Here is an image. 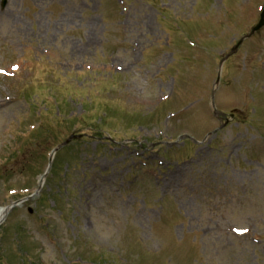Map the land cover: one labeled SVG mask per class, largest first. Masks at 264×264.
<instances>
[{"label": "rangeland", "instance_id": "obj_1", "mask_svg": "<svg viewBox=\"0 0 264 264\" xmlns=\"http://www.w3.org/2000/svg\"><path fill=\"white\" fill-rule=\"evenodd\" d=\"M263 7L0 0V264H264Z\"/></svg>", "mask_w": 264, "mask_h": 264}, {"label": "bare ground", "instance_id": "obj_2", "mask_svg": "<svg viewBox=\"0 0 264 264\" xmlns=\"http://www.w3.org/2000/svg\"><path fill=\"white\" fill-rule=\"evenodd\" d=\"M41 18H42V16L38 15L36 19H41ZM0 20H4L6 22H12L13 26H20V28H18V30H17L16 35L28 37L29 33L26 30V28L22 24H20V19H19V16L17 14H0ZM10 38H11V40H9V38H4L5 42H9L10 46L14 50H16V51L20 50V44L15 42L17 40H14L13 37H10ZM23 45H26V44L24 43ZM34 45H35V48L38 51H40L44 47H46L48 45V43L47 42L40 43V42L36 41V42H34ZM11 101H12L11 97H9V96L3 97L2 99H0V108L6 106V104H8ZM173 182H174L173 178L169 179V181L166 183V186H167L166 188H169L171 186L170 183H173ZM8 213H9V208L0 210V224L5 221L6 217L8 216Z\"/></svg>", "mask_w": 264, "mask_h": 264}, {"label": "water", "instance_id": "obj_3", "mask_svg": "<svg viewBox=\"0 0 264 264\" xmlns=\"http://www.w3.org/2000/svg\"><path fill=\"white\" fill-rule=\"evenodd\" d=\"M263 27H264V15H263V17H262V21H261V23H260L259 26L255 29L254 32L259 31V30L262 29Z\"/></svg>", "mask_w": 264, "mask_h": 264}, {"label": "snow or ice", "instance_id": "obj_4", "mask_svg": "<svg viewBox=\"0 0 264 264\" xmlns=\"http://www.w3.org/2000/svg\"><path fill=\"white\" fill-rule=\"evenodd\" d=\"M0 71H2V70H0Z\"/></svg>", "mask_w": 264, "mask_h": 264}]
</instances>
